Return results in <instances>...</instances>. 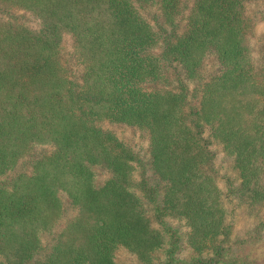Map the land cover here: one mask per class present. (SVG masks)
Instances as JSON below:
<instances>
[{
	"label": "trees",
	"instance_id": "obj_1",
	"mask_svg": "<svg viewBox=\"0 0 264 264\" xmlns=\"http://www.w3.org/2000/svg\"><path fill=\"white\" fill-rule=\"evenodd\" d=\"M263 20L0 0V264H264Z\"/></svg>",
	"mask_w": 264,
	"mask_h": 264
},
{
	"label": "rangeland",
	"instance_id": "obj_2",
	"mask_svg": "<svg viewBox=\"0 0 264 264\" xmlns=\"http://www.w3.org/2000/svg\"><path fill=\"white\" fill-rule=\"evenodd\" d=\"M257 32L259 35L263 38L264 37V20L260 22L257 26ZM61 177V176H60ZM55 179L59 180L58 178L50 175L48 181H55ZM60 183H63L65 186L69 187L73 184L71 180H67L66 178H62L59 180ZM79 196L84 200V202H87V204L90 206L91 210L94 212L96 216L100 214L101 217L108 216V208L106 206L102 205V203L96 198L95 194H93L89 189H82L79 191ZM101 206V207H100ZM79 233H74V236L78 238ZM74 237V238H75ZM17 243L19 245H26L27 238L20 235L17 238Z\"/></svg>",
	"mask_w": 264,
	"mask_h": 264
}]
</instances>
